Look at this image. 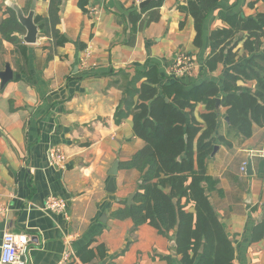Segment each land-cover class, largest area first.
Masks as SVG:
<instances>
[{
  "label": "crops",
  "instance_id": "0c3cea01",
  "mask_svg": "<svg viewBox=\"0 0 264 264\" xmlns=\"http://www.w3.org/2000/svg\"><path fill=\"white\" fill-rule=\"evenodd\" d=\"M32 1L0 0V27L13 4L27 15ZM50 1L37 0L35 17L49 18ZM142 1L86 0L82 7L80 0H62L56 29L64 44L41 30L37 42L28 44L23 26L12 35L20 44L0 31V70L10 64L19 75L4 86L0 80V246L7 231L26 234V264H60L69 251L74 256L68 264H182L175 230L164 235L149 224L135 228L131 219L111 216L138 190L140 172L122 164L144 146L134 134L133 116L117 122V113L127 112L123 99L136 71L157 66L160 86L173 83L170 68L178 52L192 54L196 63L182 80L186 89L204 81L222 89L232 66L222 62L215 71L206 66L211 32L228 26L222 13H264V0H220L204 22L199 46L195 20L183 10L189 0H165L159 19L134 33L129 14L140 10ZM19 45H26V55ZM233 52L243 56V41ZM219 108L215 136L232 145L219 141L218 151L207 159V172L216 181L210 199L234 243L235 264H264V237L254 241L252 236L264 217V126L254 125L252 136L243 139L226 121V109ZM206 111L199 102L193 116L203 122ZM52 147L65 155L60 164L50 158ZM249 157L252 176L242 170ZM117 160L115 191L110 192L109 173ZM50 194L69 200L68 218L44 209ZM80 249L92 250L95 258L82 261Z\"/></svg>",
  "mask_w": 264,
  "mask_h": 264
},
{
  "label": "trees",
  "instance_id": "16d2710c",
  "mask_svg": "<svg viewBox=\"0 0 264 264\" xmlns=\"http://www.w3.org/2000/svg\"><path fill=\"white\" fill-rule=\"evenodd\" d=\"M164 1L152 0L129 14L134 33L159 19ZM219 1L189 0L183 7L195 20L198 46L202 44L204 22ZM80 2L84 7L86 0ZM61 3L62 0L50 1L49 18L35 17L41 33H52L58 45L66 42L56 29ZM9 10L11 14L0 31L6 39L20 44L22 41L12 35L24 28L16 12ZM221 16L228 26L211 32V54L206 66L211 71L222 62L232 66L222 89L214 81H204L188 90L183 78L160 86L157 66H152L131 77L123 99L127 112L120 109L117 113V122L126 115L133 116L134 134L144 141V146L122 164L141 174L133 204L124 200L111 216L131 219L135 228L149 224L164 235L175 230V249L182 264H235L234 243L210 199V188L216 181L206 165L219 141L232 145L223 136H215L221 119L218 99L226 109L232 130L243 139L252 136L254 125L264 126V13L253 17ZM240 31L244 34L237 35ZM241 41L244 54L238 57L233 48ZM18 48L26 55V45ZM199 102L207 107L201 115L203 122L193 116ZM252 236L254 241L264 237V217ZM77 255L85 262L95 258L94 252L87 249H80Z\"/></svg>",
  "mask_w": 264,
  "mask_h": 264
},
{
  "label": "built area",
  "instance_id": "2783aa9c",
  "mask_svg": "<svg viewBox=\"0 0 264 264\" xmlns=\"http://www.w3.org/2000/svg\"><path fill=\"white\" fill-rule=\"evenodd\" d=\"M83 62L87 63V59L83 58ZM196 63L194 56L187 52H178L175 56L174 64L170 68V73L175 78H185L191 74L195 68ZM50 158L53 163L60 164L65 155L58 147H52L49 151ZM264 157V149L261 151ZM247 162L242 165V170H246ZM44 209L50 212H57L63 214L68 218L69 200L55 194H50L45 202ZM3 208L0 205V214ZM29 239L26 234H18L14 232H5L0 246V264H26L23 260L25 253L28 250ZM72 252H65L60 264H68L73 258Z\"/></svg>",
  "mask_w": 264,
  "mask_h": 264
},
{
  "label": "water",
  "instance_id": "95a60500",
  "mask_svg": "<svg viewBox=\"0 0 264 264\" xmlns=\"http://www.w3.org/2000/svg\"><path fill=\"white\" fill-rule=\"evenodd\" d=\"M152 0H143L139 7L143 8L144 6L148 5ZM36 2L37 0H33L31 4V9L29 13L26 15L22 8H20L17 4H13L11 8H13L16 12L17 18L19 22L22 24V26L25 28L26 33L22 36L24 41L28 44H35L38 40V35L40 33V29L38 24L35 21V8H36ZM15 77H19L18 74H14V71L12 70L10 64H6V67L4 70H0V80H1V86H4L8 81L14 79ZM217 106H220V100L218 99ZM226 121L229 123V118H225ZM219 146L216 145L213 153L211 156H214L215 153L218 151ZM120 168V162L117 160L114 162L111 170H110V180L108 184L107 190L110 192L115 191V185H114V177L118 174ZM246 174L249 176L254 175V169L252 164V158L249 157L247 164H246ZM133 198L134 194H130L127 202L129 204H133ZM106 217V216H105ZM262 218V217H261ZM260 218V219H261Z\"/></svg>",
  "mask_w": 264,
  "mask_h": 264
}]
</instances>
